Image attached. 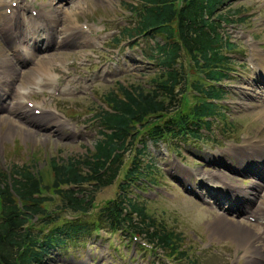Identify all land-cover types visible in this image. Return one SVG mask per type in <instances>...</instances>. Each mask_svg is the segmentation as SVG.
<instances>
[{"label": "rangeland", "instance_id": "obj_1", "mask_svg": "<svg viewBox=\"0 0 264 264\" xmlns=\"http://www.w3.org/2000/svg\"><path fill=\"white\" fill-rule=\"evenodd\" d=\"M32 1L29 2L28 8L31 7ZM70 1L45 0L47 9L39 10L42 12L39 18H35V22L46 26L54 25L59 29L60 37V32H63L64 28L68 30L73 28V24L85 26L88 33L84 32V36L80 37L82 40L80 49L83 50L75 51L76 48H70L69 52L61 51L71 44L76 45L80 39L68 43L59 50L56 43L51 44L50 48L56 49V52L50 56H42L46 57L44 61L49 63L48 68L51 70L50 85H40L37 80L44 79L43 75L38 76L39 69L34 68L38 63L43 67L42 59L31 62L28 70L15 74L16 88L28 94L26 99L33 102L32 109L35 106L39 109H49L54 111L59 119L52 117L54 122L50 124L49 130L41 131L38 135L27 130V125L13 119L4 117V120L0 121V171L8 173L15 167L28 166L33 171H38L48 186H51L53 179L49 169L50 161L54 160L60 164L68 159H80L88 151H92L93 145L100 139L98 131H101V128L98 120L94 118L101 107H105L106 94L116 90L119 85H140L148 89L152 83L151 79L158 75L156 63L146 58L150 53L145 40L136 38L132 40V44L123 43L117 49H111L109 46V40L117 37L123 27H128L133 22L130 6L136 5L135 0H80L78 4V0H74L70 4H65ZM37 4L43 6L40 0L36 1L35 5ZM57 4H65L59 5L62 6L60 8L63 14L57 17L59 12H54L50 20L49 11L59 8ZM18 6L19 9L23 8L20 4ZM71 7H74L76 13L69 18L64 13ZM226 9H240L241 21L226 28L235 43V50L230 54L233 71L227 80L218 84L223 100L218 103L219 119L216 121L210 119L212 134L203 143L192 140L187 143L169 140L166 143L155 144L146 137V128L137 127L135 141L132 145L128 144L127 150L123 152L120 175L110 186L94 192L93 207L90 211V215L93 216L104 204L117 197L120 193L118 185L130 165L131 158L135 155V150L141 149V143L145 142L146 149L139 160L142 161V165L150 164L152 171H149L150 177L132 189L130 197L137 196V200L145 205L147 213L156 223L179 235L182 240L179 245L186 258L181 260L167 258V255L155 246L151 249L144 248L146 245L142 238V241L137 240L138 245H135L136 241L130 236L110 233L104 235L105 239L101 241L97 239L91 251L83 249V245L73 249L67 248L66 251L46 257L45 264H91L92 261L93 264H264V225L260 221L251 223L238 217H228L231 222L217 219L225 209H221L217 202L215 203L221 209V213L214 209L205 188L199 186V183L209 184L214 178L226 179L230 176L235 179L237 185L248 186L250 189L255 182L239 173L225 171L222 166L227 162L221 159L224 155L218 152L224 151L229 154L230 147L242 145L247 148L249 144L259 145V139L264 136V117L261 114L264 90H260L259 83L249 81L257 79L256 73L262 76L264 74V70H259L255 61V55L264 58V0H227ZM21 17L26 21L33 18L32 15ZM0 35L4 38L0 37V57L4 60L5 68L0 70L9 73L13 70L9 67V62H6L5 56L9 53L10 44L1 25ZM159 38L155 40L160 41ZM5 42L6 46L3 45ZM11 43L14 48L12 37ZM24 47L30 48V45L26 43ZM102 47L105 49L102 50ZM46 48L45 44V50H48ZM72 51L74 52L71 53ZM184 62L189 78H196L197 73L192 69V65L188 60ZM25 73L29 76L21 78ZM62 73H65L69 93L59 89L64 83L56 78ZM72 73H76L79 78L74 76V79L78 78L81 85L70 79L68 74ZM55 82L59 85L58 88ZM0 85L3 90L4 86ZM76 89L80 90L71 92ZM192 96L193 92L189 89L185 95L189 103ZM24 107L22 104L21 112L28 109L24 110ZM178 112L181 114V110ZM175 114L177 110L174 114L167 115L164 120ZM3 115L5 113L0 114ZM246 151L250 153L251 150L243 149L242 152L235 154L237 157L229 160L235 166L258 165L252 156L263 153L255 152L250 156ZM239 155L248 157L249 161L240 164L237 160ZM259 160V163L264 162V155H261ZM219 169L222 171H218ZM178 181L186 184L185 189ZM150 182L151 185H147ZM262 183L258 182V185L262 187ZM194 184L197 194L188 193V186ZM258 185L257 192H253L256 197L252 195L251 211L247 210L249 215L256 216L257 211L264 208V190L261 187L259 189ZM85 189L89 187L86 186ZM44 196L50 199L47 202V209L54 211L59 203L58 197L50 190L46 191ZM72 215L64 213L63 217L69 219L74 217ZM86 217L90 219L89 215ZM88 243H91V240Z\"/></svg>", "mask_w": 264, "mask_h": 264}, {"label": "trees", "instance_id": "obj_2", "mask_svg": "<svg viewBox=\"0 0 264 264\" xmlns=\"http://www.w3.org/2000/svg\"><path fill=\"white\" fill-rule=\"evenodd\" d=\"M135 2L130 6L133 22L124 27L122 35L148 43L150 55L146 58L156 63L158 75L148 89L119 85L106 94V108L96 115L100 139L80 159L60 164L50 161L51 186L28 166L0 171V264H45L49 255L76 248L81 239L98 230L136 234L167 258H186L179 235L156 223L137 196L130 197L132 189L150 177L152 170L139 160L145 142L131 158L118 185L120 193L91 216L94 192L118 178L123 152L135 141L138 128H146V137L154 143L179 138L207 140L201 130L208 134L209 119L220 117L218 103L223 94L218 84L233 71L230 54L235 47L225 27L240 22L241 11L226 9L227 0ZM158 38L160 41L155 40ZM122 40L117 38L114 44ZM185 60L196 78L187 75ZM189 89L193 92L190 103L185 97ZM176 110L175 116L164 120ZM48 190L59 199L54 211L46 207L50 199L44 194ZM64 213L78 217L65 219Z\"/></svg>", "mask_w": 264, "mask_h": 264}, {"label": "bare ground", "instance_id": "obj_3", "mask_svg": "<svg viewBox=\"0 0 264 264\" xmlns=\"http://www.w3.org/2000/svg\"><path fill=\"white\" fill-rule=\"evenodd\" d=\"M8 3H9V0H0V25H1L2 31H4L6 39L8 40V42L10 44L9 50H8L9 53L7 54V56H5L7 60L6 59L5 60H6V62H9V67L13 71L6 73V70H5V73H4L3 71L0 70V84H2L4 86V89L0 90V95L4 96L7 100H10V102L8 101V103L12 105L11 107H8L5 110V113H7V114L16 113V115L22 121V122L20 121V124L25 125V126L27 125L26 126L27 130H29L31 133H34L35 135H38L39 132L46 129L45 128L46 125H48V127L45 131L49 130V128L51 127L50 124L52 123V120L55 118V115L52 112L48 111V112H43V113L48 115L51 119H49L46 115H43V114L39 117H36V116L29 117L20 111L22 108L23 101L18 102V99L19 98H25L28 94L27 93H20L17 89H15V86H14L15 78L14 79L11 78V76H15V73L18 72L20 74V72H22L18 66L19 47L17 45H13L14 48L12 47L11 37H12L13 41H15L16 38L20 39V37L22 36L23 42H26L28 45H30V48H25L23 46V50L27 54L28 58L38 60L39 56L36 53L37 48H35V47L39 44V42L44 41V44H46V47H47L46 49H49L51 44L56 43L58 46L56 48L59 50V48L65 47L68 43H70L74 40L77 41V39H80L79 35H82L83 30L75 27V25L73 24L74 25V26H72L73 28H70L69 30H68V28H64L63 32H60L61 33V37H60L59 31H58L59 29H57L54 25L49 24L46 26L43 23L35 22L36 21L35 18H39L40 17L39 15L42 11L38 10L36 15L32 16L33 18H29V21H26L20 16V10L23 8L19 9L18 5H16L14 8L11 9V12H10L11 15L10 16H8L6 13H3L1 11V9L4 6H6ZM78 3H80V0L77 1V4ZM28 4H29V2H27V5ZM57 7H59V8L53 9V10H52V8L50 9V10H52V12L49 11V13L51 14L50 20H52V15H53L52 13H54V12H57V13L59 12L57 14V17H59L63 14L62 8H60L61 6H57ZM72 9H73V11H72ZM75 13H76V11H75L74 7H71L64 14H65V16H69V18H70V16L72 14H75ZM44 16H46V14H44ZM41 17H43V15ZM15 26H17V28ZM66 32H68V33H66ZM36 35H39V37L37 38ZM57 39H59V40H57ZM255 56H256L255 61H257V66L262 67V70H264V58H260V56H258V55H255ZM44 59H46V57L42 58V61H41V63H43V67L41 66L40 63H38L37 65L35 64L34 68L39 69L38 76L43 75L44 79L46 81H48L51 70L48 68L49 63L44 61ZM49 59L50 58H48V60ZM259 63H261V64H259ZM0 69H5L4 68V60L1 57H0ZM27 76H29V75L25 73L23 76L21 75V78L23 77V79H24ZM43 77H41V78H43ZM37 80H39V79H37ZM33 83H35V81H33ZM56 86L58 87L59 85L56 84ZM11 99H12V101H11ZM26 108L27 107L25 106L24 110ZM261 108H262L261 114L264 117V103H261ZM52 117H54V118H52ZM3 120H4L3 117H0V121L2 122ZM13 121H15V120H13ZM263 128H264V124H263ZM262 137L263 138L259 139V141H258L259 145H250L249 144L247 146V149L251 150L250 153L246 152L247 154L250 155L251 153L258 152V153H263V154H261L262 156L264 155V136H262ZM261 140H263V141H261ZM236 147H239V145H237ZM229 149H230L229 150L230 153L235 151V150H232V147H230ZM222 152H224V151H222ZM261 155L256 154V155H253L252 157H254L256 159L255 161H260L259 157ZM212 157L215 158L214 156H212ZM237 160H239L240 163L243 161H249L248 157H241V155H239V159H237ZM214 162H216V161H214ZM219 163L221 164V162H219ZM260 165L262 168H260L259 171L263 175V180H264V165H262V164H260ZM222 168H224L225 170H229L230 172L233 171L231 169V167L227 164L223 165ZM218 171H222V170L219 169ZM257 185H258V183L255 182L250 187L251 195H254V197H256V194H254L253 192L254 191L257 192V190H256ZM258 187L260 189L261 185H258ZM242 193L244 194V196L248 197V194L250 192L245 190ZM211 194H213V193H211ZM231 196H232V194L228 188L222 189L221 191H215V196H214L215 202L218 203V205L221 209L222 208L225 209L224 210L225 212L222 215H220L217 219H223V220H226L228 222H231L230 220L227 219L229 217L228 216L229 213L236 212V211L241 212L240 209L228 210V208H225L224 204H228V199H231ZM249 203L251 205V201ZM263 209L262 210L259 209L257 211L258 213L256 216L255 215H251V216L254 217L256 220L261 221L264 224V214L258 215L260 213H264Z\"/></svg>", "mask_w": 264, "mask_h": 264}]
</instances>
